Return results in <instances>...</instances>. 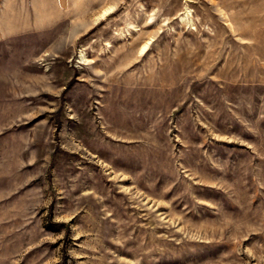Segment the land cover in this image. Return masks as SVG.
Wrapping results in <instances>:
<instances>
[{"label":"rangeland","instance_id":"rangeland-1","mask_svg":"<svg viewBox=\"0 0 264 264\" xmlns=\"http://www.w3.org/2000/svg\"><path fill=\"white\" fill-rule=\"evenodd\" d=\"M0 264H264V0H0Z\"/></svg>","mask_w":264,"mask_h":264}]
</instances>
